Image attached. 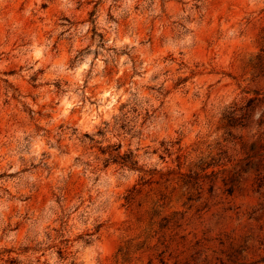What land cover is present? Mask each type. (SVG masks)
Wrapping results in <instances>:
<instances>
[{
	"label": "clouds",
	"instance_id": "obj_1",
	"mask_svg": "<svg viewBox=\"0 0 264 264\" xmlns=\"http://www.w3.org/2000/svg\"><path fill=\"white\" fill-rule=\"evenodd\" d=\"M0 264H264V0H0Z\"/></svg>",
	"mask_w": 264,
	"mask_h": 264
}]
</instances>
